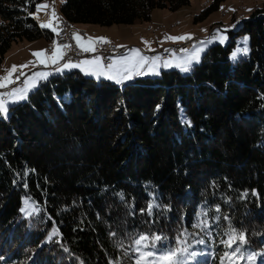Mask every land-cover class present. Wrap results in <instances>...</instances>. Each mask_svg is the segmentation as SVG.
I'll return each instance as SVG.
<instances>
[{
	"label": "trees",
	"instance_id": "obj_1",
	"mask_svg": "<svg viewBox=\"0 0 264 264\" xmlns=\"http://www.w3.org/2000/svg\"><path fill=\"white\" fill-rule=\"evenodd\" d=\"M41 1L0 0V62L14 43L50 36L31 15ZM189 3L65 0L59 13L110 27ZM236 25L186 73L121 85L73 70L9 107L0 117V264H134L137 235L176 246L184 229L180 246L215 264L230 229L246 235L243 254L264 251V4ZM245 35L249 53L233 60ZM23 198L37 209L21 211ZM203 220L210 234L193 227Z\"/></svg>",
	"mask_w": 264,
	"mask_h": 264
},
{
	"label": "rangeland",
	"instance_id": "obj_2",
	"mask_svg": "<svg viewBox=\"0 0 264 264\" xmlns=\"http://www.w3.org/2000/svg\"><path fill=\"white\" fill-rule=\"evenodd\" d=\"M64 1L65 0H50L48 3L49 7H47L46 10H43V13L39 12V16L42 17L41 15L43 14V17H47V14L49 16V12L51 15V9L52 7H54L56 13L59 15V17H61V14H59L58 12L61 4ZM210 2H212V0H190L189 4L184 5L176 10L154 9L149 20L136 22L131 25H115L110 27H101L99 25L92 24H72V29L73 31H76V33H79L81 31H85L88 26L90 30L88 31L87 37H91L93 38V40L98 37H106L107 40L110 41L109 44L115 45L117 49L125 48L127 50L124 53L115 54V56H113V58L115 59H118L120 56L127 53L128 50L133 47L142 49L143 54L149 57L159 56L161 58L160 60L156 61L155 64L149 62L146 65L142 66L140 69H137V71H139V74L137 75L139 76L136 75V77H159L161 75V71L166 69H177L182 73H186L190 70L191 67L201 63L203 54L211 45H227L229 41L228 30L233 28L236 24V28L239 27V23L244 19H248L253 9L264 4V0H223L218 6L213 7L211 5L209 8H206V6ZM204 11L206 12L203 13ZM237 20L239 21V23H237ZM222 26H224L225 29H219L220 32L218 33V28H222ZM80 28H82V30ZM185 34H191L192 38L188 40L199 38V43L194 44L187 53L177 54L174 52L175 55L171 54L169 58L163 59L162 54L160 53L162 49H166L167 47L180 44L187 40L185 39L173 41L170 39H166V37L183 36ZM213 35L223 36L226 37V39L223 42H220L219 39H213L210 43H208L207 41L211 37H213ZM245 38H247L246 43ZM144 41H148L150 43L151 50L145 46ZM200 41H205V43L201 44ZM46 45H53V42H48L45 40L40 42L36 40L32 42L23 41L14 43L5 55L4 60L0 62V76H5L7 74L6 70L11 69L12 65L19 66L26 64L29 61L41 59L42 57H34L33 52L42 49H47L45 48ZM119 45H124L126 47H117ZM249 46V35H245L239 38L237 40L236 46L234 47L231 53L232 59L237 60L240 56L247 55L249 53ZM245 47H247L248 49L246 53L242 51H237L238 49H243ZM195 48H200L202 49V51L198 53V60L194 61L192 59V55ZM233 53H236L235 58H233ZM165 61H167L171 66H165ZM185 66L188 69L187 71L183 70ZM39 67L40 65L33 66V64H28V66L24 68L23 71L26 74H30L37 71L47 72V70H50V65L45 66V69H41ZM134 71L135 70H133V72ZM17 74L18 73H14L13 78H15V75ZM84 76L94 78L96 81H100L102 79L107 80L105 78H97V76H88L85 74ZM132 78L134 79L135 77ZM38 86L39 84L35 88H37ZM0 91H7V89H0ZM28 96L29 94L27 95V99L22 102L27 101ZM15 104H12L10 106H13ZM8 114L9 110L7 116ZM0 117L5 116L0 115ZM27 203L29 204L30 208L31 206L36 208L35 203L29 201L27 198H23L22 209H24L25 214L26 212L28 214L33 210V208L31 210L30 208L28 209ZM25 208L28 209L26 210V212ZM191 252L202 253L195 249H192ZM249 252L253 251L248 250L244 255L246 256ZM263 262L264 261H262L260 257H257L255 261H248L247 259L235 260V264H262ZM186 264H215V262L209 254L204 253L203 255H197L194 259H188L186 261Z\"/></svg>",
	"mask_w": 264,
	"mask_h": 264
},
{
	"label": "snow or ice",
	"instance_id": "obj_3",
	"mask_svg": "<svg viewBox=\"0 0 264 264\" xmlns=\"http://www.w3.org/2000/svg\"><path fill=\"white\" fill-rule=\"evenodd\" d=\"M49 5L47 4H37V12L41 9L47 8ZM35 19H39V16L35 13H31ZM58 14L55 11V8L51 9V17L49 22L41 23L40 26L42 28H50L55 35H59L62 31L59 28V23H61ZM219 33L220 30L218 29ZM73 38L76 41V54L80 53H94L97 51L96 45L100 43H110L106 37H98L95 40L91 37H83L79 33L74 32ZM191 34H185L183 36H167L166 39H170L173 41L176 40H185L191 39ZM213 39H219L220 42H223L226 37L213 35L207 42L210 43ZM247 38H245L246 43ZM145 46L150 49V43L148 41H144ZM201 44H204L205 41H200ZM117 47H126L124 45H119ZM195 47V46H194ZM72 49V45L69 44H59L56 40L53 41V46L51 50L42 49L36 52H33L34 57H42L41 59H37L35 61H29L23 65H12L11 69L6 70L7 74L5 76H0V89H9L8 91H0V115L7 116L9 106L15 104L21 100H26L28 92L37 86L38 81L47 79L50 73L37 71L33 72L30 75L26 74L23 69L28 66V64L36 65H53L57 66L55 70L63 71L68 68H80L85 72L86 75H95L97 78L100 76H104L108 79L117 80L120 82L118 78L129 79L130 74L133 70L140 69L142 66L147 63L155 64L156 61L160 60L159 56H147L143 54V50L139 48H130L127 53L120 56L118 59H110V62L107 65L102 63V59H109L108 57H101L99 55L92 56L90 58H86L83 60H77L73 62L68 57V52ZM151 50V49H150ZM154 51V50H153ZM171 52V50H168ZM182 52H187V49H181ZM202 51L200 48H195L192 59L198 60V53ZM242 52H247V47L243 49L237 50ZM172 55H175L174 52H171ZM236 53H233V58H235ZM61 61L63 63L61 64ZM190 62V61H189ZM165 66H171L167 61L164 62ZM88 66V67H85ZM183 70L187 71V67L185 66ZM18 73L13 78V74ZM142 74V73H141ZM24 77L23 87H10L14 85L17 81ZM122 195V194H121ZM154 205L149 204L147 211L151 213V210ZM24 211V209H21ZM141 211H144L143 209ZM216 211H219V207L217 206ZM202 215H207V213H202ZM219 217H215L214 219H218ZM194 228H200L202 230H207L210 234L211 225L207 220L198 221L193 225ZM57 230H54L53 235L56 234ZM187 234V229H184L177 237H176V246H169L163 244V241L167 240L168 237L157 234H139L133 239V248L132 251L135 253L134 264H186L183 254L187 253L190 258H195L197 255H203L204 253H196V252H188L186 247H181L180 245L185 244L186 240L184 239ZM199 244H205L204 239H200L197 241ZM220 244L224 246L226 251L222 252L219 259V264H235L236 259H247L248 261H255L257 257H260L262 261H264V252L262 253H254L249 252L245 256L243 254L242 246L247 244L246 235L239 230L230 229L228 233H226V239H222L219 241ZM158 245H160L158 247ZM124 255H128L127 252Z\"/></svg>",
	"mask_w": 264,
	"mask_h": 264
},
{
	"label": "built area",
	"instance_id": "obj_4",
	"mask_svg": "<svg viewBox=\"0 0 264 264\" xmlns=\"http://www.w3.org/2000/svg\"><path fill=\"white\" fill-rule=\"evenodd\" d=\"M59 16V15H58ZM59 28L62 30L59 34L60 41L62 44H69L72 45V49L68 52V57L73 61L77 60H83L86 58H90L95 55H100L102 58L103 57H108L109 59H103L104 64L107 65V63L110 62V59L113 58L114 52L115 51H123L126 52L127 50L125 48L123 49H117L115 45H111L109 43H100L96 45L97 51L94 53H80L79 55L76 54V42L73 38V33L74 31L70 30L67 28L63 23H59ZM222 29H225L224 26H222ZM199 43V38H195L192 40H186L185 42H182L180 44H176L170 47H167L166 49H162L160 51L161 54H169V57L171 56V52H175L177 54H181V47H189L191 44H198ZM168 50H171L169 52ZM23 80L24 77H21L19 81H17L14 85L11 87H23ZM9 89H7L8 91Z\"/></svg>",
	"mask_w": 264,
	"mask_h": 264
},
{
	"label": "crops",
	"instance_id": "obj_5",
	"mask_svg": "<svg viewBox=\"0 0 264 264\" xmlns=\"http://www.w3.org/2000/svg\"><path fill=\"white\" fill-rule=\"evenodd\" d=\"M49 1L50 0H43V1H41L39 4H47L48 5V3H49ZM47 8H44V9H41L39 12H42L43 13V10H46ZM39 12H37V8H36V11H35V14H37L38 16L40 15L39 14ZM41 13V14H42ZM59 13V12H58ZM60 14V13H59ZM42 17H40L39 16V19H36L40 24L43 22V23H47V22H49V19H50V17H51V15H50V12H49V16H48V14H47V17H43V14L41 15ZM59 18H61L62 19V17H59ZM64 19V18H63ZM87 25H90V24H87ZM102 27V26H101ZM71 28H72V25H71ZM43 29H46V30H48L49 31V33H50V36L49 37H41L40 39H38V41H40V42H42L43 40H45V41H54V40H56L57 41V39H56V35L52 32V30L50 29V28H43ZM81 30H82V28H80ZM83 30H85V29H83ZM90 30V28L87 26V28H86V30L85 31H81V32H79V34L81 35V36H83V37H87V34H88V31ZM74 32H76V31H74ZM82 32H85L84 34L82 33ZM83 34V35H82ZM76 42V41H75ZM52 46L53 45H46L45 46V48H47V49H49V50H51V48H52ZM100 56V55H99ZM195 61V60H194ZM102 62H103V59H102ZM63 63V61H61V64ZM104 63V62H103ZM104 65H106V64H104ZM56 67L57 66H53V65H50V70L48 71L47 70V72L48 73H50V75H48V77L47 78H49L50 76H53V75H57V74H62V73H64V72H68V71H70V70H74V69H76V70H80V72L84 75L85 74V72L84 71H82L80 68H68V69H64L62 72L61 71H57V70H55L56 69ZM85 67H88V66H85ZM39 68H41V69H45V66L44 65H40V67ZM53 68V69H52ZM31 74V73H30ZM29 74V75H30ZM137 74H139V71H137V70H135L134 72H132L131 74H130V78L129 79H122V78H118L119 79V81L120 82H117V80H112V79H108V78H106V77H104V76H100V78H105V79H107V80H109V81H112V82H116V83H118V84H121V85H123V84H125V83H127V82H129V81H131L133 78L132 77H136V75ZM86 75V74H85ZM88 76H95V75H88ZM137 76H139V75H137ZM43 80H45V79H43ZM43 80H40V81H38V83H37V85L41 82V81H43ZM31 90H33V89H31ZM31 90L28 92V94L31 92ZM22 101H24V100H21V101H19V102H17V103H20V102H22Z\"/></svg>",
	"mask_w": 264,
	"mask_h": 264
},
{
	"label": "bare ground",
	"instance_id": "obj_6",
	"mask_svg": "<svg viewBox=\"0 0 264 264\" xmlns=\"http://www.w3.org/2000/svg\"><path fill=\"white\" fill-rule=\"evenodd\" d=\"M60 21H62L61 23H63L67 28H69L70 30H72L73 31V29L71 28V23L68 21V20H66L65 18L63 19V17H62V19L60 18ZM229 27V26H228ZM218 29H222V28H218ZM85 32H83V34H84ZM56 39H57V42L59 43V44H62L61 43V41H60V37H59V35L58 36H56ZM185 42V41H184ZM194 44H191L189 47H181V49H187L188 51L192 48V46H193ZM187 51V52H188ZM187 52H182L181 51V54H183V53H187ZM117 53H123V51H115L114 52V56H115V54H117ZM162 58L163 59H166V58H169V54H162Z\"/></svg>",
	"mask_w": 264,
	"mask_h": 264
}]
</instances>
